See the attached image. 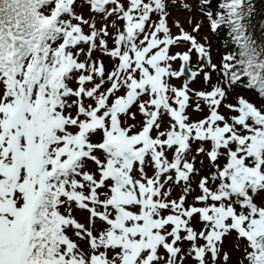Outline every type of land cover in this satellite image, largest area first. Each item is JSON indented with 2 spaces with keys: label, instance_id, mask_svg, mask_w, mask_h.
Segmentation results:
<instances>
[{
  "label": "snow or ice",
  "instance_id": "1",
  "mask_svg": "<svg viewBox=\"0 0 264 264\" xmlns=\"http://www.w3.org/2000/svg\"><path fill=\"white\" fill-rule=\"evenodd\" d=\"M0 264H264L255 0H0Z\"/></svg>",
  "mask_w": 264,
  "mask_h": 264
},
{
  "label": "trees",
  "instance_id": "2",
  "mask_svg": "<svg viewBox=\"0 0 264 264\" xmlns=\"http://www.w3.org/2000/svg\"><path fill=\"white\" fill-rule=\"evenodd\" d=\"M257 9L260 11H264V0H255Z\"/></svg>",
  "mask_w": 264,
  "mask_h": 264
},
{
  "label": "rangeland",
  "instance_id": "3",
  "mask_svg": "<svg viewBox=\"0 0 264 264\" xmlns=\"http://www.w3.org/2000/svg\"><path fill=\"white\" fill-rule=\"evenodd\" d=\"M181 20H183V17H181ZM184 27H185V28H188L187 23L184 24ZM204 28L206 29V25H205ZM202 32H203V30H202ZM211 40H212V39H211ZM212 42H213V46H214V48H215V47L217 46V41H216V40H212Z\"/></svg>",
  "mask_w": 264,
  "mask_h": 264
}]
</instances>
